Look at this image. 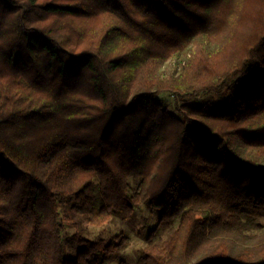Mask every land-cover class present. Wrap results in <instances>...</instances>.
Instances as JSON below:
<instances>
[{
	"label": "trees",
	"instance_id": "1",
	"mask_svg": "<svg viewBox=\"0 0 264 264\" xmlns=\"http://www.w3.org/2000/svg\"><path fill=\"white\" fill-rule=\"evenodd\" d=\"M140 207L138 264H264V0H0V264H128L86 228Z\"/></svg>",
	"mask_w": 264,
	"mask_h": 264
},
{
	"label": "rangeland",
	"instance_id": "2",
	"mask_svg": "<svg viewBox=\"0 0 264 264\" xmlns=\"http://www.w3.org/2000/svg\"><path fill=\"white\" fill-rule=\"evenodd\" d=\"M171 68L172 63H166L161 71L167 74ZM159 99L168 107L172 114H176L175 101L172 95L163 93L159 96ZM157 218V212H151L144 207H140L136 210L132 221L122 222L119 219L110 218L103 226L96 227L89 225L86 228V234L88 238H95L98 235L107 237L113 234H124L127 239V244L121 253V258L128 264H138L137 252L147 244V234L156 226ZM176 225L177 220L162 225L154 240L156 242L163 240Z\"/></svg>",
	"mask_w": 264,
	"mask_h": 264
}]
</instances>
